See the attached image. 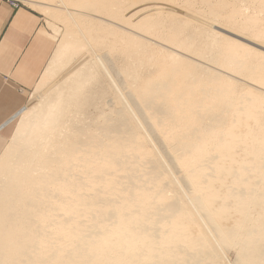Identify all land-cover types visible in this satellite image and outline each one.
Wrapping results in <instances>:
<instances>
[{
    "label": "bare ground",
    "instance_id": "6f19581e",
    "mask_svg": "<svg viewBox=\"0 0 264 264\" xmlns=\"http://www.w3.org/2000/svg\"><path fill=\"white\" fill-rule=\"evenodd\" d=\"M21 1L68 28L38 89L73 77L76 86L43 109L31 101L0 156V264H100L115 251L109 264H217L236 244L234 264H264V127L257 138L251 123L264 104V59L250 69L236 51L222 67L199 59L195 34L154 19L142 0ZM106 41L135 53L123 84ZM148 45L162 55L153 71L138 56ZM246 69L259 77L236 72ZM235 82L247 105L233 114ZM223 103L230 115L220 120ZM167 120L181 140L162 149L153 135L167 144Z\"/></svg>",
    "mask_w": 264,
    "mask_h": 264
},
{
    "label": "rangeland",
    "instance_id": "374dc122",
    "mask_svg": "<svg viewBox=\"0 0 264 264\" xmlns=\"http://www.w3.org/2000/svg\"><path fill=\"white\" fill-rule=\"evenodd\" d=\"M142 1L143 2L146 1L149 4V5L148 4L147 5L151 6L150 12L153 14L154 19L158 20L160 18V19L164 20L167 24H170L172 22H177L181 25H186V28H187L186 33L190 34L192 32L191 34H195L194 40H195V46L196 47L193 48L195 53H192V54L195 55L196 57H198L199 59H202V60H205V61H208L211 63V62H213V61H211V58H208L210 60L209 61L208 59H206V57L213 55L215 59H214V63H212V64H214L216 67H222V66H225L224 57L228 54V52H230V55H231L233 52L236 51L238 53V56H239L238 57L239 61L245 62V64H247L245 67H247L248 69H250L248 67V65L250 64L249 66H251L252 63L254 65V62L256 63V65H254V66H256V68L259 67V69H260V68L264 67V61H262L264 59V44L262 45V43H261L262 38H264V2H263V0H261V2H263L261 4L259 1H256V0H210L211 3L207 0H188V2H191V4H188V2H186L187 0H142ZM204 1H207V3H205V4L207 6H209V5L210 6L206 7V5L204 4ZM212 2H214V3L212 4ZM234 2H235V4H234ZM223 3H225V4H223ZM226 3H227V5H226ZM25 4L27 6L32 7L31 5H29L27 3H25ZM242 5L243 6L245 5V6L243 7ZM242 7L243 8L246 7L244 10L247 12H245L244 10L242 11V9H243ZM247 7H248V9H247ZM37 11L41 13L43 20H44L45 27H46L47 31L52 35V37L56 39L57 45L60 46V45L64 44L63 42H64L65 33L68 29L66 27V24L64 23V21L57 20L51 16H48V14L46 15V13H44L38 9H37ZM214 11L220 12V16L218 13L216 15L218 19L216 18L215 15L210 14V13H213ZM198 14L203 15L204 18L199 19L198 17H196ZM214 14H216V12ZM212 16L214 18H216V20L213 19ZM251 16L255 17L256 20L253 17H252L253 19L251 18L252 19L251 20L250 19ZM192 20H194V22H192ZM199 23H201L202 25L201 24L199 25ZM239 33H241L242 35L241 34L238 35ZM152 35H155L154 32H152ZM162 39H163V37H162ZM240 41H242V43H239ZM237 43H239L241 46L243 44L244 47L247 46L246 47L247 49H244L243 46H242L243 48L238 47L239 45L237 46ZM261 45L263 47H260ZM59 46H57L56 49H58ZM104 46H105V49L108 50V52H111V54H113L112 61L115 59L114 61L118 62V67L116 68V70L122 71V74L120 77L118 75H116L115 73H114V75H115L116 79L121 84H123L125 81V76H126L124 69H125L128 61H129V60H127L126 57L128 56L129 53H131V54H133V57L131 59H133L135 57V53L130 52L129 49L124 50L126 44L124 42H120V41H118L116 45L113 42L106 41L104 43ZM114 46H116V47H114ZM248 46H251V47L249 48ZM235 47L237 49L238 48L239 49L235 50L236 49ZM152 55H154V56H152ZM138 56L146 62L147 66L152 71L155 68V64L152 62V60L157 61L159 58H162L160 49L158 47H156L155 45H148L146 48V51L143 54L138 55ZM151 56H152V59L150 58ZM155 56H157V57H155ZM72 58L69 59L67 61V63H65L66 65H64L62 67L59 66L57 68V70L55 71V73L61 74L63 71L65 72L68 69L67 67L72 68L73 65H71V64H73V63L75 64V62H76V58H73V59ZM155 58H157V60ZM257 60L258 61L260 60V62L262 61L261 64L262 63L263 64L261 65L260 63H257L256 62ZM259 64L261 67L258 66ZM61 68H62V70H61ZM236 72L238 73L239 76H241V78L243 77V79H245V78L249 79L250 76L253 78L259 77V73L251 72L247 69L236 71ZM147 76H148V74H147ZM67 80L68 81L64 82L63 85H61L62 87L59 86V88H55L56 91L59 90L60 92H62V90H63L64 93L65 92L67 93L68 90H70L71 88L76 86V84L74 83V81H76L74 79V77L69 78ZM72 80H74L73 81L74 84H72ZM38 84H37V86H38ZM70 84H72V85H70ZM37 86L35 87V89H33L31 92H29L27 94L26 106L21 111H19V113H17L13 117V119L11 120V132H10V140H9L8 145L12 144V146H15L16 142L15 143L13 142V137L15 136V133L18 130V126L22 122L23 117L25 115L24 113H22V111L25 110L27 106H29L31 101L32 102H34V101L38 102L37 106H39L43 109V108H45L44 107L45 104L47 105L48 103H50L52 101V99L56 100V97H57V94L59 93V91L56 93L55 89H53V90H50L49 92L45 93V92H43L42 89L41 90L38 89ZM36 88L38 89V92H37ZM246 88H247V86L244 85L243 83H240V82H238V83L235 82L234 85L232 86V89H231L229 96L231 97V102L233 105L231 106V108H228V109L231 110L233 114H234V112L235 113L238 112L240 110L239 108H243L245 105H247L246 102H244L245 105L242 102V98H245L244 95L247 92ZM48 93L49 94L52 93L51 95L53 97H51V95H49ZM44 96L45 97L47 96V97L45 98ZM43 98H45L46 101H44L45 99H43ZM48 98H51V99H48ZM47 100H50V101H47ZM243 101H244V99H243ZM241 102L243 103V107H242ZM34 103H33V105H34ZM33 107H35V105ZM226 108H227V106L224 103L222 105L218 106V108L215 110L216 117H218L220 120L227 118L228 115H230V114L229 113L227 114V112H225ZM91 109L93 110L94 108L92 107ZM151 111L154 114L153 110H151ZM105 112H110V111L107 108L105 110ZM255 112H256V116L258 117V118L257 117L256 118L258 120L256 118H253V120L255 122H251V123H253L252 125L254 126V127L252 126V128H254V131H255L254 134H256L257 138H260L263 136V134H261V132H258V131H259V129L261 131L262 127H264L263 126L264 125V117H263L264 116V104L256 107ZM156 119L157 120H155V121H159V120L161 121L160 116L159 117L157 116ZM163 127L167 133L166 134L167 144L162 143L161 140L157 136L153 135L154 141L157 143V145L160 146L162 149H164L166 146H173V145L178 144V142L181 140L180 136H178V134L176 133L175 130H171L169 120L165 121V123L163 124ZM116 134H119L120 136L126 135L125 134V127L122 126L121 129L118 128ZM242 137H244V136H242ZM183 141H185V143H187L188 145H191V144H193L192 142H194L193 139L190 142H186V140H183ZM256 142H258V141H256ZM94 146H95L94 144H91L90 148H92ZM239 150H241V149H239ZM60 241H58L59 243H57V244H60V246H65L66 242L62 241V243H61ZM239 249H240V246L238 244H236L235 246H231L228 249V255H229L230 260H232L234 262L238 261ZM110 260L111 261H119L120 260V256L118 254V251H115V253H113L111 255ZM110 260L102 261L100 264H109ZM154 260L157 261V259H154ZM208 261L209 260H207V261L205 260V262L203 264H207Z\"/></svg>",
    "mask_w": 264,
    "mask_h": 264
},
{
    "label": "crops",
    "instance_id": "0c3cea01",
    "mask_svg": "<svg viewBox=\"0 0 264 264\" xmlns=\"http://www.w3.org/2000/svg\"><path fill=\"white\" fill-rule=\"evenodd\" d=\"M56 47L40 12L0 0V89L20 101L0 113V156L9 144L11 120L26 106L27 94L39 83Z\"/></svg>",
    "mask_w": 264,
    "mask_h": 264
},
{
    "label": "snow or ice",
    "instance_id": "6c2138e0",
    "mask_svg": "<svg viewBox=\"0 0 264 264\" xmlns=\"http://www.w3.org/2000/svg\"><path fill=\"white\" fill-rule=\"evenodd\" d=\"M261 43L264 44V38H262ZM18 102H20L18 98L11 94V92L5 89H0V113L5 109L11 110ZM217 264H234V262L229 259L226 249L222 251Z\"/></svg>",
    "mask_w": 264,
    "mask_h": 264
},
{
    "label": "built area",
    "instance_id": "2783aa9c",
    "mask_svg": "<svg viewBox=\"0 0 264 264\" xmlns=\"http://www.w3.org/2000/svg\"><path fill=\"white\" fill-rule=\"evenodd\" d=\"M7 1H9V3L15 8H17L21 5H25V3L21 0H7Z\"/></svg>",
    "mask_w": 264,
    "mask_h": 264
}]
</instances>
